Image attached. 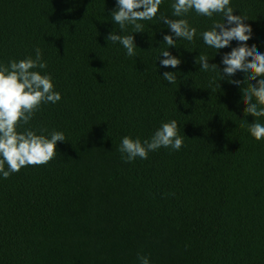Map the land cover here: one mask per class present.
<instances>
[{
	"label": "trees",
	"instance_id": "16d2710c",
	"mask_svg": "<svg viewBox=\"0 0 264 264\" xmlns=\"http://www.w3.org/2000/svg\"><path fill=\"white\" fill-rule=\"evenodd\" d=\"M174 2L162 0L133 33L113 21L116 0H0V65L41 49L47 67L33 71L49 75L61 96L17 131L65 136L47 164L0 174V264H140L139 256L149 264H264V139L248 132L264 117L245 115L242 102L256 81L229 83L244 80L240 71L222 79V57L239 42L217 51L201 35L223 22L221 13L175 17ZM229 6L252 29L247 46L264 52V0ZM161 16L186 19L196 36L173 37L168 47ZM110 32L132 34L136 55L107 40ZM165 50L177 68L160 65ZM200 55L218 71L202 70ZM171 120L179 150L125 160L123 137L150 140Z\"/></svg>",
	"mask_w": 264,
	"mask_h": 264
},
{
	"label": "clouds",
	"instance_id": "9594fccd",
	"mask_svg": "<svg viewBox=\"0 0 264 264\" xmlns=\"http://www.w3.org/2000/svg\"><path fill=\"white\" fill-rule=\"evenodd\" d=\"M161 3L162 0H116V9L112 11L111 16L121 31L125 30L126 25H132L133 33H139L142 32L143 25L138 21L154 19ZM229 5L230 0H175L171 7L175 17H182L190 10L209 18L215 13L223 15L222 23H214L211 30L201 34L203 42L217 51L228 47L233 40L239 42L237 47L222 57L224 75L221 77L230 78L240 71L244 73L243 81L229 79L228 82L241 85L245 79L247 82L256 81L255 84L248 83L242 93V102L246 105L243 112L254 118L264 117V52L259 51L255 45L247 46L246 42L251 38L252 29L244 23V17L233 14ZM161 21L172 33L163 36V41L168 47H175L176 40L173 37L192 41L196 36V29L190 27L186 19L161 16ZM106 39L113 43L119 42L129 57L136 55L132 34L117 35L110 32ZM160 56L165 57L160 60L163 67L177 68L181 63L167 50L156 59ZM208 60L207 56L200 55V68L204 71L210 68L218 71L217 65H210ZM195 62L197 63L196 60ZM46 67L39 48L35 49L34 59L28 57L20 61H9L7 66L0 65V174L5 179L10 174L19 172L22 167L47 164L56 155L57 142H65L64 134L59 131L52 132L50 138L37 135L28 129L17 131L18 125L30 122L42 103L55 104L61 99L60 94L54 91L52 78L42 75L39 71H33ZM163 78L169 84L177 79L173 72H164ZM248 132L257 141L264 139V124L253 122L249 125ZM182 146L183 138L178 134L177 122L171 120L162 123L150 140L141 142L138 138L134 140L128 136L123 137L119 151L124 154L127 162H131L137 157L147 159L150 151L161 147L179 150ZM138 259L140 264H149L145 256H139Z\"/></svg>",
	"mask_w": 264,
	"mask_h": 264
}]
</instances>
